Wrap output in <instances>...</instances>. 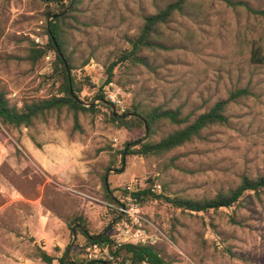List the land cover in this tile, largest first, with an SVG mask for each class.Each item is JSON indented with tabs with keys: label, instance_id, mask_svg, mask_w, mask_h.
<instances>
[{
	"label": "rangeland",
	"instance_id": "374dc122",
	"mask_svg": "<svg viewBox=\"0 0 264 264\" xmlns=\"http://www.w3.org/2000/svg\"><path fill=\"white\" fill-rule=\"evenodd\" d=\"M78 1L73 18L61 24L65 51L73 64L70 75L83 87L80 99L97 110L79 112L78 124L67 110L29 128L0 124V264H46L40 251L62 257L73 240L69 223L75 215L85 218L91 235H110L108 191L119 202L134 179L145 181V189L162 186L156 194L161 197L150 196L142 206L161 232L154 247L169 264H264V191L246 192L233 207L208 212L168 202L212 200L244 177L264 176V66L251 62L253 42L264 44V18L215 0H189L185 14L159 27L164 47L138 53L146 66L120 58L132 51L129 39L140 35L143 18L175 0ZM236 1L264 10V0ZM57 10L42 0H0V91L11 105L21 108L59 94L60 83L48 79L55 53L51 61L28 60L32 43L47 44L46 14ZM243 90L248 95L228 105L227 124L211 126L201 139L168 153L126 155L119 171L127 144L157 143L179 127L161 122L148 138L149 128L146 135V129L116 127L114 112L180 110L192 122ZM76 237L75 246L88 243ZM117 264L134 263L122 250Z\"/></svg>",
	"mask_w": 264,
	"mask_h": 264
},
{
	"label": "trees",
	"instance_id": "16d2710c",
	"mask_svg": "<svg viewBox=\"0 0 264 264\" xmlns=\"http://www.w3.org/2000/svg\"><path fill=\"white\" fill-rule=\"evenodd\" d=\"M48 4H54L59 10L56 12H48L46 19H50L53 16L58 17L52 20L48 26L46 25V36L48 42L46 45L40 47L32 43L28 60L32 64H36L43 57H46L48 53H55V62L53 63V72L48 77L49 81L59 82V94L50 98L41 100L26 101L21 108L11 105L7 94L0 91V124L5 128L19 129L22 127H32L36 122H47L49 117L54 114H60L64 110L74 113L75 122L78 124L77 114L79 112H95L97 106L86 107L82 104L80 94L83 91V87H78L75 80L68 74L69 70H73L72 60L67 56L65 51L66 45V32L61 24H65L66 20L73 18V12L77 10L78 0H75L73 5L69 3L65 5L66 0H42ZM189 0H175L173 3L168 4L165 8L157 11L156 14L146 15L144 19V25L142 27L139 36L129 39L132 51L121 56V63L131 60L134 63H142L148 66V62L144 57L138 55L142 49H154L163 48V43L157 40L159 35V27L167 24L175 14L182 13L188 10ZM225 4L227 7L234 10L245 9L249 14L264 18V10L254 9L249 4L236 1V0H215ZM67 13H64L66 10ZM251 62L264 66V44L259 42H253L251 50ZM117 63H112L107 69V84L112 83L114 76V68ZM248 95V91H236L230 95L227 101H220L213 106V108L204 114H201L194 121H190L189 117H183L180 110H165L157 108L150 113H137L127 111L122 115L111 114V121L118 128H123L129 132L146 129V126L150 129L148 138L151 136V129L154 125L161 122H169L179 129L172 134L163 138L157 143L140 140L134 145L127 144L125 149L121 152L128 156H139L147 158L152 155L168 153L178 147H182L185 144L192 142L194 139H201L202 134L209 127L214 125H223L229 122V118L226 116V111L230 102L240 99ZM101 99H105L103 93L98 95ZM85 103V102H84ZM92 104V103H91ZM118 116V117H117ZM131 146V147H130ZM129 147V148H128ZM264 191V176L256 179L244 177L240 185L229 192L227 195H219L216 198L204 202L187 201L181 199H168L175 208L188 210L189 212H208L209 210H219L221 208L233 207L240 198L246 192H254L260 194ZM109 198L112 199V203L118 201L110 197V191H108ZM135 196L139 198L141 203L153 196L160 198V195L152 194L149 190L136 192ZM118 214L113 213L111 221L115 220ZM70 228L77 233L83 235L88 243L103 244L109 242L110 235L106 234L96 241L93 239L98 235H91L89 233L85 218L81 215H75L69 223ZM79 227L86 230L83 232ZM108 229V227H107ZM69 246L63 253L62 257L56 258L51 253L40 251L39 257L46 264H52L55 260H58L59 264H78L73 256L79 253L78 244L67 254ZM126 254L130 256L134 264H169L156 250L154 246H126L124 248ZM67 257V258H66ZM86 264H107L103 261H93ZM111 264V263H109Z\"/></svg>",
	"mask_w": 264,
	"mask_h": 264
},
{
	"label": "built area",
	"instance_id": "2783aa9c",
	"mask_svg": "<svg viewBox=\"0 0 264 264\" xmlns=\"http://www.w3.org/2000/svg\"><path fill=\"white\" fill-rule=\"evenodd\" d=\"M53 53L46 56L51 61ZM14 97L16 94L13 95ZM149 190L152 194L162 191L160 183L156 182L145 189V181L134 179L125 188L119 202L106 204V209L116 213L120 219L112 227L109 242L79 244L78 264L93 261H103L107 264H117L120 252L126 246H156L160 242L161 232L146 217L141 201L134 195L136 192ZM84 198H89L83 195Z\"/></svg>",
	"mask_w": 264,
	"mask_h": 264
},
{
	"label": "water",
	"instance_id": "95a60500",
	"mask_svg": "<svg viewBox=\"0 0 264 264\" xmlns=\"http://www.w3.org/2000/svg\"><path fill=\"white\" fill-rule=\"evenodd\" d=\"M67 10H68V9H67ZM67 10H66L64 13H66ZM57 17H58V15L53 16L52 18H50L49 21H48V26H49L50 22H51L52 20L56 19ZM67 71H68V74L70 75V71H69V70H67ZM82 104L85 105V106L93 107L95 103H92V104H86V103L82 102ZM114 113H115V112H114ZM115 114H116V113H115ZM117 117H118V116H117ZM147 134H148V127L146 126V135H147ZM128 148H129V147H128ZM125 164H126V152L123 154L122 166H121V169L119 170L120 172H122V171L124 170ZM107 176H108V174H107ZM105 181H106V183L108 182V178H107V177H106ZM107 188H109L108 185H107ZM120 216H121V215H119L115 220H113V221L111 222V224H110L109 227H108V230H109V229H112V227L114 226V224L120 219ZM79 229H81L83 232H86V230H85L84 228H82V227H79ZM107 232H108V231L103 232L101 235H99L98 237H95L93 240L96 241L98 238H100V237L106 235ZM76 239H77V237H76V230H74V231H73V240H72V243L70 244V246H69V248H68V250H67V254H69L70 251H71V250L73 249V247L75 246ZM66 258H67V257H66Z\"/></svg>",
	"mask_w": 264,
	"mask_h": 264
},
{
	"label": "crops",
	"instance_id": "0c3cea01",
	"mask_svg": "<svg viewBox=\"0 0 264 264\" xmlns=\"http://www.w3.org/2000/svg\"><path fill=\"white\" fill-rule=\"evenodd\" d=\"M47 248H49V247H47ZM47 252V251H46ZM50 253V252H49Z\"/></svg>",
	"mask_w": 264,
	"mask_h": 264
}]
</instances>
